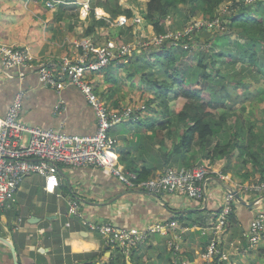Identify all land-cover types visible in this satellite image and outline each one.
I'll use <instances>...</instances> for the list:
<instances>
[{"label": "crops", "instance_id": "crops-1", "mask_svg": "<svg viewBox=\"0 0 264 264\" xmlns=\"http://www.w3.org/2000/svg\"><path fill=\"white\" fill-rule=\"evenodd\" d=\"M10 3L11 0H0V43L27 46L38 59L60 61L77 57L80 49L75 48L74 41L70 39L76 24H66L58 17L55 19V10L44 5L25 6L22 0L17 4ZM95 9L104 11L99 6ZM75 35L91 40L94 36H85L84 32ZM122 64L121 61L111 63L102 72L99 71L98 75L102 76L97 78L96 73L93 76L96 82L91 81L89 75L97 95L105 102L109 99L107 103L112 108L123 107L111 103L113 99L116 100L114 92L117 90L112 87L118 75L116 69ZM18 73L17 68H4L0 64V116L6 114L14 94L22 90L24 98L19 118L25 124L73 135L94 133V111L84 94L69 83V78L65 76L64 86L56 90L43 86L33 71H28L23 79L18 77ZM119 125L110 131L116 140L113 151L119 166L156 167L148 176L166 168L160 165L161 155L157 158L155 151L152 153L141 148L144 153L139 155L131 148L135 143V135L145 131H133L134 134L126 136L118 128ZM125 136L126 144L118 145ZM154 136L158 142L162 140ZM154 149L161 150L160 144L156 143ZM122 154L129 161H121ZM58 177L59 185L53 193L44 189L42 176L34 174L25 178L14 195L12 208L0 211V264H14L10 246L3 239L13 246L18 264H84L86 254L92 252L103 253L95 264H104L117 251L105 245L100 234L92 231L83 221H109L126 229L143 228L150 222L168 220H175L182 227H201L209 224L220 208L221 187L214 193L210 192L201 206H196L178 195L129 190L112 173L100 167H67L59 164ZM73 203L78 206L80 216L70 212ZM247 210L240 206L235 212L241 230L247 227L252 216ZM197 229L191 228L185 233L177 230L175 242H180V249L186 244L184 238L196 235L199 242L204 239ZM170 236L152 235L149 242L133 250L127 261L130 259V264H169L170 261L177 264L181 260L182 264L194 262V255L199 253V249L192 245L194 251L185 254L187 260H180V251L173 254L167 248ZM189 240L196 241L193 237ZM205 242L206 239L200 244L201 247L204 248ZM149 255L152 256L151 261L147 257Z\"/></svg>", "mask_w": 264, "mask_h": 264}, {"label": "built area", "instance_id": "built-area-1", "mask_svg": "<svg viewBox=\"0 0 264 264\" xmlns=\"http://www.w3.org/2000/svg\"><path fill=\"white\" fill-rule=\"evenodd\" d=\"M58 0H49L48 6L59 4ZM234 11L231 3L229 9L219 11L220 15L229 17ZM96 18H99L95 16ZM215 17L214 19H216ZM125 15H118L114 26L126 24ZM139 22L141 19L136 17ZM213 20V19H210ZM218 23V20H217ZM216 23V25H217ZM213 21L196 27H213ZM199 28L181 32L159 34L155 46L171 41L176 44L191 45L184 38L191 37ZM137 41L118 43L109 40L96 44L89 38L74 41L75 48L80 53L75 59L63 58L38 59L27 46H16L0 43V64L4 68H17L18 77L23 79L28 71L38 75L43 86L59 90L64 86V77L76 86L91 105L96 119L94 133L88 135H73L40 126L27 125L20 121L24 93L18 90L13 97L5 115L0 116V211L12 208L14 195L23 180L37 174L44 179V189L54 192L59 185L58 165L67 167L92 166L108 170L129 190H142L156 194L178 195L196 206L206 201L209 193H214L221 187L220 208L215 212L207 226H180L175 220L150 222L143 228H120L109 221H83L92 231H97L104 244L111 250L119 252L128 259L133 250L149 242L152 235L170 236L167 248L173 254L180 251L176 241V232L181 233L191 228L201 229V236L207 238L201 253V259L206 264L221 261L225 250L222 238L229 232L230 218L241 206L234 196L236 191L246 202H255L251 219L247 227L242 228L239 236L228 242V246L238 254L246 251L264 248V180L260 177H249L248 180L236 179L232 174L215 166L207 167L203 163L189 166H166L162 171L145 178H140L134 170L119 166L115 161L114 147L116 140L110 131L121 123L136 117V112L130 106L112 108L95 92L89 75L101 71L112 62H125L132 55ZM110 207L111 205L108 204ZM70 212L77 216L78 206L72 204ZM236 216V215H235ZM173 237L175 239H173Z\"/></svg>", "mask_w": 264, "mask_h": 264}, {"label": "trees", "instance_id": "trees-1", "mask_svg": "<svg viewBox=\"0 0 264 264\" xmlns=\"http://www.w3.org/2000/svg\"><path fill=\"white\" fill-rule=\"evenodd\" d=\"M188 1L192 2L191 4L202 5L204 15L210 19H214L217 15L221 16V19L227 16L218 13L224 5V0H148L144 18L152 24L157 35L164 34V28L160 24L161 20L177 9L179 3ZM231 2L234 11L228 17L230 21L227 23V27L228 30L240 28L238 37L244 41L243 43L234 41V50L233 46L228 44L229 33L219 31L217 33L218 40L213 41L211 45L212 49L218 48V52L212 54L201 52L202 55L209 56L206 63L203 62L202 55L197 57V69L201 70L199 74L195 73L196 68L194 67H189L186 71L175 67L177 56L186 53V50L181 47L183 39L177 43L176 48L173 47L171 41L167 40L150 52L154 59L148 62V65L150 68L159 66L161 73L166 77L161 81H153L155 97L151 101L160 100L163 104L162 112L165 114L161 123L156 127L166 130V124H169L168 131L174 133L176 139L172 140L170 149H164L162 147L164 146L162 145L163 139L158 142L155 134L151 132L154 125L150 123L148 132L135 135V143L131 148L135 149L139 155L144 153L141 148L150 150L152 153L155 151L157 158L161 155L160 165L165 166H189L203 163L205 166L211 167L216 161L229 159L230 155L236 152L240 162L245 165L250 163L251 172H257L260 179L264 180V121L261 127L255 126L248 118L239 116L235 111V104L246 98L256 95L257 101L264 100L263 88L249 90L240 86L241 79L238 77H241L242 74L236 70V63L246 60L248 66L242 65L241 70L248 71L253 77L255 74L264 76V0H253L252 2L231 0ZM98 6L109 13L110 21H115L118 15H125L126 18L132 16L131 11L121 9L117 0H105ZM89 17L90 21L84 28L85 36L95 35L99 28L109 24L104 18L97 19L93 9H91ZM130 28L131 26L125 28L117 26L116 40L118 43L126 42L122 35L129 34ZM191 37L197 39L195 34ZM191 37L186 36L184 42L190 41ZM132 65L139 67V63L135 59L132 60ZM223 66L228 68L225 73L221 72ZM152 75L153 73H149L150 78ZM212 76L214 80L209 81ZM226 78L230 83L235 84L233 88H236L235 90L238 92L235 96L227 88ZM149 82L152 80L149 79ZM169 91L170 93H168ZM167 98H182L184 103L171 112L166 104ZM215 138L216 140H214ZM156 143L162 145L160 146L161 150L154 149ZM195 147H197L196 153L199 157L194 152L191 153ZM121 161L126 162L129 159L122 154ZM130 163L133 164L131 160ZM125 168L134 170L140 178H145L156 167L132 165ZM243 178H249L247 170ZM233 222H237L235 215L230 218V223ZM102 254L99 252L87 253L84 264H95ZM170 262L169 264H174L173 261ZM104 264H127V259L117 252L115 256L110 255ZM214 264L222 263L214 261Z\"/></svg>", "mask_w": 264, "mask_h": 264}, {"label": "rangeland", "instance_id": "rangeland-1", "mask_svg": "<svg viewBox=\"0 0 264 264\" xmlns=\"http://www.w3.org/2000/svg\"><path fill=\"white\" fill-rule=\"evenodd\" d=\"M22 1H23L22 4H24L25 6L44 5V7L51 9L47 4L49 0H22ZM58 1H60V3L55 5L52 9L55 10L54 18L56 19L58 17L59 19H63L61 21H63L66 24H71V25L76 24L75 28L73 29V33H72L73 36H71L70 38L72 39V41L80 40V37L76 36L75 34H80L81 32L82 33L84 32L85 25L88 24V22L90 21L89 14L91 9L94 10L95 16L99 18H104L106 19V21L109 22L108 25L101 27L97 30L95 35L92 37V41L94 43L103 45L109 40H114V41L116 40L117 27L113 25V23L116 20L110 21L109 13L104 9H103L104 11L101 10L97 11L96 10L97 8L95 9L96 6L104 3L105 0H73V1L58 0ZM147 1L148 0H117V3L121 6V9H123L122 7H124L125 9H130V11L132 12V16L128 17L126 24L121 25V27L123 28L127 26H131L129 30V34L122 35V38L125 39L126 42L129 41L133 43L134 41H137L140 44H142L143 42H147V44L136 45L135 48H133L132 50V55L127 59V61L122 62L123 64L121 67H119V69L118 68L116 69L118 75L114 79V83L112 85V87L115 90H117L116 92H114L116 100L113 99L111 103H115L117 106L118 105L130 106L136 112V117L134 119L124 122L120 124L118 127L121 132L125 133L126 136H130L134 134L133 131L135 133L143 132V131L148 132L149 124L153 123L154 129L151 130V132H153L158 138L163 139L162 145L164 146L162 145L160 146H162L164 149H170L172 145L171 143L172 140L176 139V137H174V133L168 131V129H170V125L166 124V128H165L166 130H160L156 127L159 123H161V120L165 117V114H163L162 112L163 104L160 100H156L155 102L151 101L155 97L154 96L155 89H154L153 81L155 80L161 81L164 80V78L166 77L163 73H161V69L159 66H154L150 68V66L148 65V62H151L154 59L150 55V52L157 47L154 45V43L158 35L156 34L152 24L147 19L144 18V12L146 10ZM252 1L253 0H245V2H252ZM11 2L12 3L10 4H17L20 2V0H11ZM191 3L192 2L190 1H188L187 3H179L177 5V9L173 10L170 14L166 16L165 19L161 20L160 24L164 28L165 31L164 33H173V34L176 33L180 35L181 32L183 31L186 32V30L199 28L201 25L207 26L209 22L213 21L214 23L213 27L208 28L203 26L196 31L195 35L197 39L191 37L190 38V41L192 43L191 45L181 46L182 49L186 50V53L179 54L176 59V63H175L176 68L186 71L188 70L189 67H194L196 68L195 73L199 74L201 70L197 69V60H198L197 57L202 55L201 52H205V54L206 53L212 54L218 52V48L212 49L211 45L213 44V41L218 40L217 33L219 31H225L229 33L228 44L233 46L234 50H235L234 41L243 43L244 40L238 37L240 28H230L228 30L227 23H229L230 18L222 17L221 19V16L217 15L216 19L210 20V17L204 15L203 12L204 8L202 7V5L191 4ZM231 3H232L231 0H224L223 9H227V7L229 9ZM110 4L113 5L112 3ZM62 7H64L63 11L61 10ZM56 8L57 9L59 8L60 10L59 9L57 10ZM136 17H139L141 20L139 22H136V20H134ZM196 25H200V26L196 27ZM176 46L177 43L173 44V47L176 48ZM208 57L209 56L207 55L206 56L202 55L204 63L208 62L209 60ZM134 59L138 61L139 67L132 65V60ZM110 65L111 63L106 67ZM242 65L248 66V62L244 60L242 62L236 63V70H238L242 74L241 77H238L241 79L239 82L240 86L242 88H248L249 90L250 89L257 90L260 88H263L264 90V76L255 74V77H253L248 71L241 70ZM226 69L228 68L223 66L221 68V72L225 73ZM102 71L103 70H101L100 72ZM206 71L209 72V70ZM213 71H212V75L214 76ZM100 72L97 71L96 72L97 74L92 73L91 81L93 80L94 82H96V80L93 79L94 78L93 76L95 74H96L95 76L96 78L102 76V74L98 75ZM149 73H153L152 78H150ZM213 76L210 78L209 81L214 80ZM149 79H151L152 82H149ZM226 79L225 82L226 84H228L227 88L230 90V93L233 96H235L238 93L235 90L236 88H233L235 84L230 83L228 78ZM106 82L109 81H104V83ZM168 93H170V91ZM107 101H109V99H107ZM183 103L184 100L182 98H178V99L167 98L166 100V104L171 112L176 107L181 106V104ZM235 111H237L239 116L245 119L248 118L252 123H254L255 126L261 127L264 121V100L257 101L256 95L252 96L251 98H246L242 102H238L235 104ZM220 138L223 139L221 136ZM214 140H216V138ZM126 141H127V137L124 138V140L120 141V144L118 143V145L121 146L122 144H126ZM193 152L196 154L197 157H199V155L196 153L197 147L191 150V153ZM196 162H199V160H196ZM212 165L215 166L216 168L221 169L222 171L232 174L233 177L236 179H244L243 176L245 175L246 170L249 173V177L259 178V174L257 172H251L252 169L250 163L245 165L244 163L240 162V158H238V154L236 152L235 153L233 152L230 155L229 159L218 160ZM248 179H244V180H248ZM248 212H250V210ZM207 225L209 224L206 223L205 225L202 226H207ZM229 228L230 229L227 235L223 236L222 238V243H223L222 246L226 254L224 255V258L220 262L222 264H264V248L258 247L257 249L246 251L243 254H238L234 251V249L228 246L227 244L228 242L236 239L239 236L238 234L240 233L241 226H239L238 222H233L230 223ZM197 230L200 232L199 234H201L200 231L201 229H197ZM185 232L186 231H184V233ZM192 237L195 238L196 241L189 240ZM203 238L207 240L205 236H203ZM173 239L175 238L173 237ZM204 239H202L199 242L198 236L196 237V235H192L187 239L184 238L183 241L186 244L184 245L183 249H180V242L177 243V245L179 244L178 247L182 255L178 257V259L180 260L186 259L185 256L186 253H189L190 251H194V248H198L199 253L194 255L195 261L191 262V264H206L201 259L203 246L201 247L200 244L204 242ZM190 242H193V244H190ZM192 245H195V247L192 248ZM147 257H149L151 261L152 256L149 255ZM129 260L127 261L128 262L127 264H130ZM160 263H162V260H160ZM180 263H182V260ZM183 264H189V263L183 262Z\"/></svg>", "mask_w": 264, "mask_h": 264}, {"label": "water", "instance_id": "water-1", "mask_svg": "<svg viewBox=\"0 0 264 264\" xmlns=\"http://www.w3.org/2000/svg\"><path fill=\"white\" fill-rule=\"evenodd\" d=\"M233 193H234L235 198L239 201V203H240L242 206H244L245 208H247V209H249V210H252V209L254 208V206H255V202H252V203L249 204V203L246 202L244 199H242V198L240 197V195H239L236 191H234ZM3 241H4L7 245L10 246V249H11L12 254H13L14 264H18V262H17V258H16V254H15V250H14L13 246H12L8 241H5V239H3Z\"/></svg>", "mask_w": 264, "mask_h": 264}]
</instances>
